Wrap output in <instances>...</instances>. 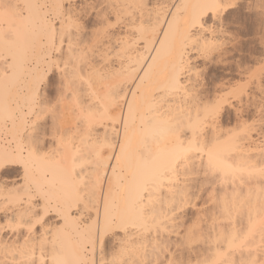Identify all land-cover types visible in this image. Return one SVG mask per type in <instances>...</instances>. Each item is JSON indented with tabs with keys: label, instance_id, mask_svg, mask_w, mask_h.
Segmentation results:
<instances>
[{
	"label": "snow or ice",
	"instance_id": "snow-or-ice-1",
	"mask_svg": "<svg viewBox=\"0 0 264 264\" xmlns=\"http://www.w3.org/2000/svg\"><path fill=\"white\" fill-rule=\"evenodd\" d=\"M117 7L112 0L0 4V63L5 73L11 68L24 76L20 123L11 131L16 147L0 151V169L14 168L22 172L13 183L23 180L29 185L27 207L20 202L17 226L27 229L26 241L33 240L30 264H38L36 236L43 253L47 237L54 235L53 228L55 235H60L75 223L74 206L79 208L82 201H87L99 212L101 200L103 226L97 220L88 232L101 238L111 233L120 237L123 245L118 256L101 264H130L125 255L134 256L131 264H264V219L254 222L249 215L246 227L229 231L225 221L231 217L236 200L233 198L230 204L226 195L221 196L223 185L233 175L231 161L237 142L252 141L264 152V52L260 61L248 69L246 78L231 89L229 106L236 123L235 130L230 128L227 136L217 132L218 105L208 104L201 109L198 103L193 115V105L181 95L182 91L191 95L184 84V74L191 80L193 59H199L198 54L206 51L197 47V40L192 44L187 66L183 54L173 64L167 84L169 95L149 109L152 116L141 117L143 136L136 140L130 124L135 120V113L127 99L123 103L114 102L102 112L93 101L94 97L102 99L100 94L109 79L103 63L107 41L100 37L116 36L115 30L126 22L119 12L111 11ZM199 7L202 12L191 21L192 28L203 27L205 32L209 31L201 19L208 15L213 21L210 30L214 39L219 40L223 34L227 41L229 33L223 23L227 16L222 12L237 11L241 6L227 0H204ZM34 9L43 12L39 41L31 38L29 32ZM255 10L258 36L264 49V0H260ZM25 11L28 16L24 15ZM232 35L234 38L235 33ZM171 96L181 97L175 109ZM98 121H110L114 135L109 138L105 132L104 141H97L100 148L111 150L110 153L95 152L97 167L104 166L105 155L118 163L136 161L129 204L119 214L113 212L109 199L111 185L107 194L101 191L97 196L96 184L81 182L76 171L80 167L78 160L84 154L82 148H88L91 154L95 147L90 142ZM61 149H64L63 155ZM38 167H54L61 174L63 179L55 196L52 189L35 178ZM255 173L264 185V165L255 169ZM241 181L243 185V176ZM240 206H244V201H240ZM9 208L11 203L0 211L7 212ZM189 209L199 210L193 212L191 221L185 219ZM218 221L222 225L219 234L216 232ZM133 231L139 243L130 249L127 243ZM39 264H47V259L42 256ZM53 264L69 262L54 258Z\"/></svg>",
	"mask_w": 264,
	"mask_h": 264
},
{
	"label": "bare ground",
	"instance_id": "bare-ground-1",
	"mask_svg": "<svg viewBox=\"0 0 264 264\" xmlns=\"http://www.w3.org/2000/svg\"><path fill=\"white\" fill-rule=\"evenodd\" d=\"M234 1L227 0L229 3H234ZM26 2L42 4L38 0H0V4L19 3L23 5ZM112 2L116 3L118 7L111 9V11L119 12L126 22L122 28L115 30L116 36L109 38L101 35L100 37L107 41L103 48V63L109 79L100 94L102 99L96 100L94 97L93 101L102 112L105 107L111 106L114 102L123 103L127 99L132 104L135 113L134 122H130L131 128L135 133L136 140H140L143 136L141 117L152 116L153 113L149 109L158 105L162 97L169 95L167 92L168 80L173 70V64L179 60L180 55L183 54L184 64L187 66L189 56L193 51L192 44L196 43L197 40H199L197 47L202 50L206 49L202 54H198L200 55L199 59L202 61H211L212 58L222 57L227 51L218 49L220 43L218 42V46L215 42L214 33L210 30L213 21L208 15L202 16L201 19L205 22V26L209 28V31L205 32L203 27L192 28L191 26L193 18L199 16L202 12L199 6L204 0H112ZM24 15L28 16L29 13L25 11ZM42 16L43 12L39 9H34L31 14L29 32L31 38L37 41H39L41 35L39 25ZM3 27L6 28L7 24H4ZM185 45H187V50H185ZM197 60L193 59L192 61L191 80H189L187 74H184V84L190 89L191 95L184 94L183 91L181 95L186 96L187 100L193 105V115L195 114V105L198 103L201 109L208 104L218 105L220 111L216 120L217 132H222L227 136L229 131L227 128L229 127L228 124H225L229 119L227 115L225 118L228 120H224L223 113L225 111L223 112V108L226 107L225 104L227 103L230 105L229 94L232 87L238 84L240 80H235L236 82L233 80L232 82V79H215L210 83L206 79L204 71L196 64ZM246 68L240 70V79L246 78ZM23 82L24 76L22 73L11 68L9 73H5L2 63H0V130L3 126V124L1 125L2 118L5 117L8 123L4 129L9 135L6 139L4 137L0 140V151L16 147L11 131L14 125L18 128L20 123L18 117L20 106L23 103L21 96ZM171 99L174 101L172 107L175 109L176 105H179L181 97L171 96ZM165 107H168V105H165ZM124 114L125 116L128 114L127 105L124 107ZM234 121V119L233 121L231 119V126H235ZM105 132H107L109 138L114 135L110 121H98L90 142L95 147L92 149L91 154H89L88 148H82L84 154L79 158L78 164L83 168V171H80V167H77L76 171L80 173L81 182L87 180L89 183L96 184L97 196L100 195L101 191L107 194L109 185H111V197L109 199L113 212L119 214L129 204V189L134 183L136 161L133 159L132 161L118 163L114 159H107V155H105L103 158L104 166L98 168L95 152L110 153L111 151L110 149L100 148L99 143H97V141L100 143L104 141ZM248 144L252 146H246ZM161 147H163V144ZM259 147L254 142L244 139L237 142L235 156L231 163L233 168L237 169L234 171V175L239 176L238 180L240 182L233 175L228 178V182L223 185L221 191V196L226 195L230 204L233 198L236 200L231 217L226 218L225 221L229 231H235L241 226L246 227L249 215H251L254 222L264 219V185L259 182L258 175L255 173V169L264 165V152L259 151ZM63 154L64 149H61V155ZM66 163H70V161H66ZM196 163H199V161H196ZM109 164L112 167H107ZM114 168L115 174L113 172ZM244 172L247 173V177ZM239 173H241V176L242 174L245 176H243V185ZM250 173H252L251 179L249 177ZM22 175V172L18 173L14 168L0 169V209H4L11 203V208L7 212L0 211V264H17V262L18 264H30L32 256L33 240L26 241L25 237L29 236L27 229L17 226L20 202L23 201L24 207H27L29 198V185L23 180H20L19 183H13L17 176ZM110 176L111 180L108 181ZM233 177H235V181ZM8 178L12 180L9 181ZM35 178L48 185L53 190V196H55L56 189L60 187L63 179L54 167H38ZM230 181H233V183ZM229 182L230 184H228ZM240 201H244L243 207L240 206ZM98 207L99 212H97V207L87 201H82L79 208L74 206L75 215L73 220L75 223L60 235H55L56 230L53 228L54 235L47 237L43 253L38 242L39 237L36 236L35 259L38 264L42 256L47 259V264H53L54 258L67 261L69 264L78 261H83L85 264H93V261H95V264H101L103 261H111L114 256H118L123 246L120 237L115 236L112 239L114 252L107 255L103 253L101 247L105 235L101 238L88 232L89 226H94L97 220H99L100 226H103V200L100 201ZM240 208H242L240 215L243 214L241 219L238 218L240 217L238 215ZM194 211L198 212L199 210L195 209ZM193 212L189 221L194 219ZM235 212L238 216L235 215ZM84 215H90V218L80 220L82 223L79 224L78 218L81 219L80 217ZM227 220H230L231 223H227ZM211 223L212 221L209 220V227ZM216 232L217 234L222 232V225L219 221L216 225ZM214 239L215 237H213V241ZM133 241H136V243H133ZM258 241L259 236H257ZM137 243L139 241L133 231L128 239L127 247L135 249ZM21 252L24 254L22 255ZM133 258L134 256L129 255L124 257V259L129 260L130 264Z\"/></svg>",
	"mask_w": 264,
	"mask_h": 264
},
{
	"label": "rangeland",
	"instance_id": "rangeland-1",
	"mask_svg": "<svg viewBox=\"0 0 264 264\" xmlns=\"http://www.w3.org/2000/svg\"><path fill=\"white\" fill-rule=\"evenodd\" d=\"M38 2L39 3H45L46 0H38ZM234 3H238L241 7L237 11H231L230 10L229 13H223L222 14V15L227 16V19H225L223 21V23L225 26V31L229 33L228 40L225 41V36L223 34H221L220 39L218 41L217 40L215 41L218 46L220 43V46L218 47V49H220V51L224 50L227 52L222 57L212 58L211 61L210 60H207V61L203 60L202 61L201 59H198L196 61V64L200 67V69H202L204 71L206 79L210 83L213 82L215 79H227V80L232 79L231 80L232 82H233V80H234V82H236L235 80H237V81L240 80V77H241L240 76L241 75L240 70L247 67L246 69L248 71V67L249 68L254 67L255 62L260 61L261 54H262V52H264V49H262V47H261V42H260L259 36H258L259 20H258V14L255 10L256 5H258L260 3V0H235ZM233 33H235L234 38L232 35ZM226 77H229V78H226ZM225 105H226V107L223 108V112L224 111L225 112L224 113L222 112L224 115V120L227 121L229 119L230 121L228 120L229 123L226 122V124L225 123L224 124L225 125L228 124L227 126L229 128H227V129H230V128L233 129V127H234L233 124H234V122L236 123V121H234L232 124L233 126H231V123H232L231 119L233 121L234 117L232 115V110L229 108L230 106L228 105V103ZM225 116H227L228 119L225 118ZM229 117L230 118L232 117V118L230 119ZM6 120L7 119L4 117V118H2V121H1V125L3 124V126H1L2 130H0V140L3 139L4 137H5L4 139L9 137V135H7L8 133H6L5 132L6 130L4 129L8 123V121L6 122ZM233 130H235V128ZM236 170L237 169H234V171H236ZM234 171H233V175H234ZM241 173H239V175ZM244 173H245V176L247 177L248 176L247 173L246 172H244ZM233 175H231V176H233ZM236 175H234V176L237 178V181H239L238 180L239 176L237 177ZM231 176H229L228 178H231ZM242 176H244V174H242ZM8 179H10V178H8ZM11 180L12 179H10L9 181H11ZM16 180H17V178H15L14 181H16ZM110 180H111V176L108 177V181H110ZM229 180H231V179H229ZM240 180H241V175H240ZM243 180H244V178H243ZM230 182L228 184H230ZM231 183H233V181ZM240 209L241 210H239V213H238V215L240 217H238V218L241 219V216H243V214L240 215L241 214L240 211L242 212V208H240ZM73 210H75V209L73 208L72 211ZM193 210H195V209H189L185 213V216H187L185 218L186 220L188 219V221H189V218L192 217ZM235 215H237V213ZM80 218L81 219L78 218V220L76 219L79 222V224L82 223V221H80V220L89 219L90 215H84ZM114 237L115 236L112 235L111 233L105 234V238H104L103 242L101 243V245H102L101 247H102L104 254L108 255V254H111L114 252V244L112 242V239Z\"/></svg>",
	"mask_w": 264,
	"mask_h": 264
}]
</instances>
